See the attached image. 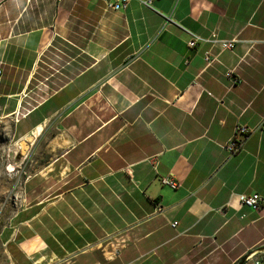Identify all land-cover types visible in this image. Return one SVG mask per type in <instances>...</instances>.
Here are the masks:
<instances>
[{"label": "crops", "instance_id": "obj_1", "mask_svg": "<svg viewBox=\"0 0 264 264\" xmlns=\"http://www.w3.org/2000/svg\"><path fill=\"white\" fill-rule=\"evenodd\" d=\"M115 1L0 0L3 117L71 139L33 160L0 264H264V206L230 198H264V130L223 147L264 119V0Z\"/></svg>", "mask_w": 264, "mask_h": 264}, {"label": "rangeland", "instance_id": "obj_2", "mask_svg": "<svg viewBox=\"0 0 264 264\" xmlns=\"http://www.w3.org/2000/svg\"><path fill=\"white\" fill-rule=\"evenodd\" d=\"M11 89V88H10ZM13 89V88H12ZM19 89V88H15ZM5 87L0 88V232L3 226L9 222L15 209L19 208L20 200L17 195L22 191V180L29 171L38 168L33 160L43 161L53 157V137L58 133V129L53 125V119H49L41 132L37 130L31 138L18 142L14 120L10 117H3L11 108V103L7 102L3 96ZM70 89L64 91L56 102L62 101L70 94ZM72 94V93H71ZM70 94V95H71ZM36 102L30 101L25 104L26 108H31ZM49 107V106H48ZM45 107L43 111L46 110ZM66 112V109L65 111ZM64 114V113H63ZM37 118V114L23 120L19 128H26L31 121ZM5 230V229H4ZM1 246V243H0ZM1 257V254H0ZM245 264H252L251 260H246Z\"/></svg>", "mask_w": 264, "mask_h": 264}, {"label": "built area", "instance_id": "obj_3", "mask_svg": "<svg viewBox=\"0 0 264 264\" xmlns=\"http://www.w3.org/2000/svg\"><path fill=\"white\" fill-rule=\"evenodd\" d=\"M62 0H55L56 3H60ZM129 0H116L113 3H108V8L113 10L124 9ZM144 5L151 6L152 0H140ZM219 42L222 49H230L233 47L235 39L230 40H220L216 37L215 34H211L209 37H201L195 34H190V39L186 42L188 48H194L199 43H215ZM208 58V56H206ZM1 77V70H0ZM255 130H264V119L259 122L255 128H249L244 125L237 124L234 128L232 136L225 142L224 149L229 154H235L242 150L244 142L247 136ZM161 183L171 189H176L179 186V183L176 179L168 176L161 177ZM235 196L236 199L243 205L249 207L252 210H258L264 206V198L258 193L253 194H230V198ZM176 222L171 224L172 227L176 226ZM247 260H251L252 264H261L260 259H254V254H250Z\"/></svg>", "mask_w": 264, "mask_h": 264}, {"label": "water", "instance_id": "obj_4", "mask_svg": "<svg viewBox=\"0 0 264 264\" xmlns=\"http://www.w3.org/2000/svg\"><path fill=\"white\" fill-rule=\"evenodd\" d=\"M51 143L53 147L59 146L61 149H65L71 145V139L69 138L68 134L65 131H59L58 133L55 134ZM250 254H253V252L245 254L238 264H244Z\"/></svg>", "mask_w": 264, "mask_h": 264}, {"label": "trees", "instance_id": "obj_5", "mask_svg": "<svg viewBox=\"0 0 264 264\" xmlns=\"http://www.w3.org/2000/svg\"><path fill=\"white\" fill-rule=\"evenodd\" d=\"M242 258H243V256H241V257L239 258V260H238L237 264L239 263V261H240Z\"/></svg>", "mask_w": 264, "mask_h": 264}]
</instances>
